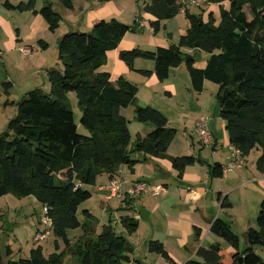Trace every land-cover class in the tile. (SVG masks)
Returning <instances> with one entry per match:
<instances>
[{"label": "trees", "instance_id": "obj_1", "mask_svg": "<svg viewBox=\"0 0 264 264\" xmlns=\"http://www.w3.org/2000/svg\"><path fill=\"white\" fill-rule=\"evenodd\" d=\"M36 1L13 5L7 0L4 6L41 15L51 32L58 30L61 14L49 0L37 10ZM59 1L66 9H74V0ZM192 1L151 0L145 4L144 11L154 18L150 22L154 34L180 14L188 22L187 31L177 46L154 51L134 48L121 52L120 60L131 70H135L137 59L154 62L153 71H135L146 78L156 74L161 82L169 79L172 69L185 64L192 88L198 94L204 91L206 81L218 85L220 117L230 145L240 150L244 158L257 150L256 169L264 175V0H206L208 3L200 6ZM207 5L219 7V22L214 12L205 9ZM190 7L198 8L199 13H193ZM132 31L135 26L111 19L98 21L87 33L65 34L58 44L59 65L47 71L50 91L36 88L16 103V116L0 134V199L9 194L34 196L47 208L55 252L46 257L43 246L36 243L28 259L15 261L11 259V247L3 252L0 246V264L5 258L7 264H63L69 255L74 264H125L134 248L124 235L118 234L111 223L96 234L94 216L89 210L84 211L86 220H79L80 206L93 196L86 188L95 186L104 174L110 180L116 179L122 167L135 173L139 163L152 158L170 160L179 179L188 167L203 163L194 155H168L178 131L163 113L149 105H137L135 120L151 124L154 129L131 145L130 121L122 112L137 103L139 87L124 76L113 82L111 74L101 68L108 62V53L116 50ZM39 44L44 50L48 48L43 40ZM186 49L207 53L206 67L197 68L195 57ZM11 86L4 84L7 93ZM70 93L76 95L82 114L80 122L88 136L78 131ZM224 168L214 164L211 178H223ZM218 198L223 209L232 207L228 196L219 194ZM124 204L121 210L126 213L120 223L128 234H134L139 220L133 214L132 200L125 199ZM256 223L257 228L245 232L247 248L241 251L239 236L228 222L217 218L211 223V232L235 252L226 251L220 244L201 247L197 251L199 260L189 264H264V258L256 251L257 247L264 250V199ZM78 229L82 236L74 241L68 231ZM42 231L38 229L37 233ZM149 251L171 261L160 241H150Z\"/></svg>", "mask_w": 264, "mask_h": 264}, {"label": "crops", "instance_id": "obj_2", "mask_svg": "<svg viewBox=\"0 0 264 264\" xmlns=\"http://www.w3.org/2000/svg\"><path fill=\"white\" fill-rule=\"evenodd\" d=\"M6 1L7 0H0V43L2 41L0 58L2 57V59H4V54L5 56H8V58L12 57L14 61L15 57L17 58L16 63L13 65L15 73L10 75V72H7L5 76L0 77V132L6 129L10 120L16 116V103L19 101L14 98L19 97V94L27 92L26 90L28 89H26L25 86H28L31 79L38 78L40 82H44L43 84H45L46 81L49 83L47 71L59 65V39L57 38H60L61 36H57L60 28L55 32H51L47 22L41 15L34 14L33 12L20 13L18 11L8 10L4 6ZM27 1L28 0H9V2L13 5ZM117 5L119 4L112 0H91L86 2L84 7H80L82 15H87V18L85 17L84 20L85 26L91 31L95 23L98 21L111 20L114 16L118 20L124 22L123 18L129 14H127L125 9L121 7L119 8ZM75 6L76 3L74 5V9ZM13 13H19V18L12 16ZM144 13L146 15L143 16L142 19L147 23L149 30H151L150 22L153 21L154 18L147 12L144 11ZM129 16L131 19L133 18L132 14ZM17 19H19L20 22H17ZM137 19L138 17H136L135 20ZM147 25L144 23L143 27H147ZM76 26H78L77 23ZM16 30H18L19 33H16L17 39L14 41V32H17ZM50 34L52 36H49ZM46 36L47 38L45 39V42L48 44V48L44 50L40 47L41 45L39 42L41 41V37L45 38ZM48 37H56L57 44L54 50H51L52 45ZM165 42V40H158L155 38L150 40V45L151 48H155L156 50L159 47L167 46ZM129 45H132V43L126 44L123 41L116 50L109 52L108 63L113 60V71L108 69V66H106L107 71L103 70V68L102 71L110 73L113 82H116V80H118L121 76L130 80L129 76H131L132 73L141 77L142 89H149L150 94L147 95L146 93L144 95V99H140V101H142L140 104L142 106H152L163 113L168 119L170 126L174 121L184 122L188 118L196 116L197 109L192 112V116L191 112H187V114H185L184 109L181 107L176 108L173 104H171L172 100L179 94L178 85L176 83L177 75L175 74L174 69H172L169 79L165 82H161L156 74H152L150 77L146 78L135 71H153L155 64L152 61V63L146 64V67L143 68L138 67L139 62L136 60L134 65L135 70L127 68V66L120 60V53L134 49L132 48L134 46ZM55 51L57 55H55ZM184 51L190 54L193 53L194 50L186 49ZM17 55H19V57H23V60H19ZM208 59L201 62L200 65L196 62L197 68H205ZM172 72L175 75L173 80L171 78ZM5 83H11L12 85L9 88L8 93L4 88ZM142 89L139 92H142ZM187 91L189 95L193 97L192 91L195 92L193 88H187ZM203 92L198 95L201 96ZM139 96L140 95L138 93V97ZM189 109L192 108L190 107ZM201 117H205V114L200 115L197 122ZM221 128L224 130L222 134V141L216 136V144L212 150L215 152L213 155L215 162L221 164L223 167H226L228 162L229 164L231 163L229 153L231 145L224 121L221 122ZM153 129V126H147L145 130L137 133V138L146 137ZM220 143L223 148L229 147L227 148L228 153L225 157L219 155L220 152L218 151V148ZM171 156L178 157V155ZM201 156L202 155H200V158ZM141 157L142 156H139L137 158ZM203 159L205 161V158ZM203 164L204 163H196L195 165L188 167L183 174L182 179H179L178 172L173 168L170 160L152 158L146 163H139L135 168V173L128 167H122L120 169L119 175L116 179L122 182V193L124 195L114 196L110 193L108 187L112 180H110L109 177L107 178V183H102L95 188V192L103 195V199L107 202H110L114 198H118L121 201V206L124 208V200H132V206L134 209L136 208V205H138V207L146 213V218L139 220L138 217H136V219L139 220V229L134 234H128L125 229L122 228L125 232H123V235H126L128 241L134 248L133 253L129 254V261L125 264H189L190 261H198L197 251L199 248H208L213 244H220L217 240V236L211 232V223L214 220L221 218L227 222L230 220L234 223V221L238 219L237 215L234 213L235 205H240L246 208V216L251 217L254 211L257 212L258 206L261 204L262 197H260L258 201L252 202L251 195L246 197L247 192L244 190H248L247 185L251 181H256V175H254L252 171L250 172L252 174V178L248 177L246 174L249 172L248 163L245 168L234 170L237 172L231 178H229L228 172H225L223 178H220L221 181L213 180L210 176L211 167L214 164L209 165L208 170L204 168ZM243 172L244 176L242 177L241 175ZM175 177H177L179 182L175 183V185L171 187L170 184L166 182V178ZM247 177V180H243ZM226 180H228L227 183ZM137 182H146L151 187H162L163 191L156 198L151 194H143L139 198L130 199V197L125 193L133 184ZM259 188L264 190L262 186H259ZM219 194L228 196V198L229 196L236 194L242 199L240 201H232L231 208L223 209L221 207V201L218 198ZM259 194H261V192ZM103 206L106 207L108 205L103 204ZM229 209L231 210L230 212L228 211ZM222 215H225L228 219H224ZM252 220L253 217L250 222ZM249 228H251L250 225L248 229ZM80 236H82V234L77 238ZM153 240L160 241L164 245L171 261L163 258L159 254L149 251V242ZM220 245L223 247L222 244ZM223 248L230 253L235 252V250L227 243L226 247Z\"/></svg>", "mask_w": 264, "mask_h": 264}, {"label": "rangeland", "instance_id": "obj_3", "mask_svg": "<svg viewBox=\"0 0 264 264\" xmlns=\"http://www.w3.org/2000/svg\"><path fill=\"white\" fill-rule=\"evenodd\" d=\"M3 1V0H2ZM24 1V0H20ZM54 10L61 14L62 21L60 23V31L57 33V36H60V39L69 32H90V29H88L85 26V17L87 18V15L80 12V7H84L85 3L91 0H74V5L76 3L75 9L68 10L66 9L63 4L59 0H49ZM115 3H118L117 5L119 8H123L127 11V14H132L133 18L131 19L129 15L123 18L122 22L121 20H118L115 16L112 17L113 19H116L126 25L135 26V31L129 32L124 39L121 41V43L124 41L126 44L132 43L134 46L132 48H140L145 51H154L155 48H151L150 40L153 39H162L165 40V44L168 47L178 45L180 38L182 35H184L188 28V22L185 19V16L183 14H180L175 19L166 22L163 24L162 29L159 33L154 34L153 30H149L148 25L144 20L142 19L143 16L146 14L144 13L143 6L145 3H149L150 0H112ZM46 0H37L36 1V8L37 10H40L45 5ZM90 3V2H89ZM110 5V4H109ZM226 8H228V4H224ZM191 11L193 13H199V9L196 7H190ZM205 9L208 12H214L216 15L217 21H220V14H219V7L214 5H207L205 6ZM248 18L251 20V15L249 14V10L245 9ZM136 15V16H135ZM12 16L19 18V13H13ZM207 16V15H206ZM136 17H138L137 20ZM111 18V19H112ZM17 22H20L19 19H17ZM84 22V23H83ZM76 23L78 26H76ZM144 23L147 25V27H143ZM14 32V41H16L17 36ZM49 34V33H48ZM49 36H52L51 34ZM23 37V35H22ZM47 36L41 37V40L46 41L45 39ZM50 39L51 43V50H54L56 47V37H48ZM129 41V42H128ZM49 43V42H48ZM0 48H2V41L0 43ZM164 46V47H167ZM41 47V46H40ZM51 52V51H50ZM51 54V53H50ZM192 54L197 64L200 65L201 62L204 60H207L209 55L205 52L194 50ZM55 55H57L55 51ZM19 60H23V57H19L17 55ZM12 59V57L5 56L4 59L2 57L0 58V77L5 76L7 72H10V75L15 73L14 64L16 63ZM139 62L138 67H146V64L152 63L150 60L146 59H137ZM123 62V61H122ZM59 63V61H58ZM124 63V62H123ZM125 64V63H124ZM127 68L129 66L125 64ZM106 66H108V69H111L113 71V60L110 61V63L107 62V64L102 67L103 70L107 71ZM57 67V66H56ZM197 67V66H196ZM101 68V71H102ZM179 68V69H178ZM177 69V70H176ZM175 74L177 75V87H178V95L172 100L171 104H173L176 108L181 107L184 109V113L187 114V112L196 111V116H193L191 118H188L186 121H174L171 124L172 128H175L178 133L173 141V143L170 146V149L168 151V155H182V156H190L194 155L196 157H200L203 160V166L205 169H209V165L215 164V159L213 155L215 152L212 150L211 147H203L200 143L199 135H198V123L197 119L200 115L205 114V117L208 119V127L213 132L215 137L217 136L222 141V134L223 129L221 128V122L222 119L220 117V101L218 99V93H219V86L212 83V82H206V85L204 86V92L200 96L198 93H195L192 91L193 97H191L187 91V88L191 87V81L189 78V74L187 71V68L185 64H182L176 68H174ZM172 71V70H171ZM175 75L172 72L171 78L174 79ZM115 79V78H114ZM129 81L137 84L139 87V91L142 89L141 84V77H138L134 73H132L131 76H129ZM44 83V82H43ZM39 81L38 78H32L29 82L28 86H25L27 92H30L36 88L42 89L46 92L50 91V85L46 81L45 84ZM27 92H24L23 94H19V97L14 98L18 99V101H21ZM147 93L150 94V90L145 88V90L142 89V92H139V97L136 104L131 105L127 109L123 110V115L130 121L129 128L132 136V143L133 146L135 142L137 141V133L142 132V130H145L147 126H152L151 124H142L135 120L136 116V107L142 106L140 103H142L141 100L144 99V95ZM146 95V96H147ZM15 97V96H14ZM70 104L72 107V110L75 115L76 124L78 125V131L80 134L88 136L89 132L81 125V111L78 106V100L76 98V95L74 93L69 94ZM192 109H189V108ZM12 119V118H11ZM7 129V127H6ZM4 129L1 133H4L6 131ZM222 144H219L218 151L220 152V156H227L229 147L223 148L221 147ZM192 149V150H191ZM230 158L232 155L231 147L229 148ZM259 156V153L257 150H254L249 157L245 158L248 165V171L246 174L248 177L252 178L251 171L254 175H256V181H251L247 186L248 190L244 189L246 193V197L251 195L252 202L258 201L260 197L261 200L264 199V190L262 188H259V186H262L264 188V175L260 174L256 171V160ZM173 157V156H172ZM205 158V161L204 159ZM150 161V160H149ZM230 161V159H229ZM229 162L227 163L228 166ZM237 171H228V176L231 178L234 174H236ZM244 176V172L241 175ZM245 178L243 180L248 179ZM108 175H102L98 178L97 184L95 186H89L86 189L91 191L93 193V196L90 200L83 203L78 211V218L83 223L86 218L84 217V211L89 210L91 214L94 216V228L96 230V233H100L103 226L112 224L116 230V232L120 235H123V229L120 223L121 216L125 215V211H122L123 207L121 206V201L118 198L112 199L110 202H107L103 199V195L100 193L98 194L95 192V188L98 187L102 183L108 182ZM165 178V177H163ZM103 179V180H102ZM166 182L170 184V186H174L175 183H178L177 177L175 178H166ZM213 180H220L221 179H213ZM228 180H226V183ZM107 187V186H106ZM262 189V190H261ZM261 192V194H259ZM237 194V193H236ZM234 194L233 196H229V201L232 203V201H240L242 198L239 197V195ZM262 195V196H261ZM234 197V198H232ZM103 204L108 205L106 207L103 206ZM125 207V205H124ZM137 208V209H136ZM134 216L138 217V219L146 218V213L136 205ZM234 213L237 215L238 219L236 221L231 222L229 220V224L232 227V230L239 236L240 238V250L244 251L247 248V241L245 232L247 231L249 225L253 228H257V217L260 212V206H258L257 212H253V215L246 216V208L240 205L234 206ZM0 246L2 251L6 249V247L10 246L13 255L11 257L12 260L19 261L20 259H28L30 257L31 250L36 246V242L34 241L35 235L37 233L38 229H43L44 225L42 223V219L45 215V208L42 204H40L34 196L22 198L18 197L14 194L6 195L5 197L0 199ZM256 209V208H255ZM231 211L230 209L228 210ZM224 219H228L225 215H222ZM253 220L250 222V220ZM227 222V221H226ZM125 233V232H124ZM82 234V231L80 229L78 230H70L68 231L69 237L76 241L77 237ZM124 237L128 240L126 235ZM216 238V237H214ZM217 240L220 242V244L223 245V247H226V242L222 238H218ZM40 245L44 248V254L46 257H48L50 254L55 252V243L54 238L49 237L45 241L41 242ZM256 251L264 258V250L260 247L256 248ZM5 257V256H4ZM74 260L72 259V256H67L64 260L63 264H74ZM4 264H7V259H4Z\"/></svg>", "mask_w": 264, "mask_h": 264}, {"label": "built area", "instance_id": "obj_4", "mask_svg": "<svg viewBox=\"0 0 264 264\" xmlns=\"http://www.w3.org/2000/svg\"><path fill=\"white\" fill-rule=\"evenodd\" d=\"M193 4L195 5H203L207 4L208 2L206 0H196L192 1ZM198 135L200 139L201 145L204 147H211L214 148L216 144V139L213 134V132L209 129L208 127V119L207 117H201L198 123ZM231 163L224 168L225 172L228 171H234L236 169H241L246 167L247 162L237 148L231 146ZM122 182L114 179L111 181L108 190L110 193L114 196H122L124 195L122 193ZM163 191L162 187H151L148 183L146 182H137L131 186V188L125 193L127 196H129L132 199H136L141 197L143 194H151L153 197H158L161 192ZM48 214V209L45 208V215L44 218L42 219V223L44 225L43 231L38 232L35 235V242L36 243H41L51 237V227H52V221L51 219L47 216Z\"/></svg>", "mask_w": 264, "mask_h": 264}]
</instances>
